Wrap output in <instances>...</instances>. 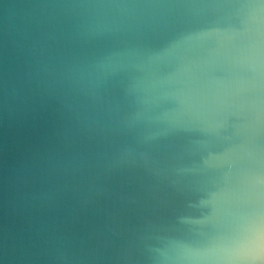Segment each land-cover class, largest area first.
Segmentation results:
<instances>
[{"label": "water", "instance_id": "1", "mask_svg": "<svg viewBox=\"0 0 264 264\" xmlns=\"http://www.w3.org/2000/svg\"><path fill=\"white\" fill-rule=\"evenodd\" d=\"M0 264H264V0H0Z\"/></svg>", "mask_w": 264, "mask_h": 264}]
</instances>
